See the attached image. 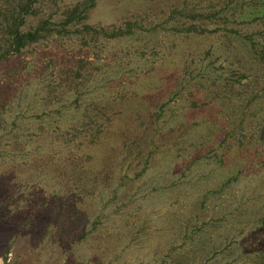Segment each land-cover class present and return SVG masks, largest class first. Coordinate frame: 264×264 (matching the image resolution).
I'll use <instances>...</instances> for the list:
<instances>
[{
    "label": "rangeland",
    "instance_id": "1",
    "mask_svg": "<svg viewBox=\"0 0 264 264\" xmlns=\"http://www.w3.org/2000/svg\"><path fill=\"white\" fill-rule=\"evenodd\" d=\"M125 22L0 62V264H264V0H96L81 24Z\"/></svg>",
    "mask_w": 264,
    "mask_h": 264
},
{
    "label": "trees",
    "instance_id": "2",
    "mask_svg": "<svg viewBox=\"0 0 264 264\" xmlns=\"http://www.w3.org/2000/svg\"><path fill=\"white\" fill-rule=\"evenodd\" d=\"M60 0H0V62L5 61L13 55L21 53L24 49L56 39L57 37H69L74 34L79 35V39L84 45H88L86 39L103 38L108 40L120 39L135 35L137 25L133 22H125L123 27L113 28L112 31L105 29L96 30L81 23L86 19L90 9L95 6L96 0H82L74 5L67 6L66 9L57 16L58 2ZM54 10V11H53ZM179 10H173L168 17L172 20ZM192 20L205 21L216 19V14H204L202 12L190 11L188 15ZM167 21V22H168ZM81 25L80 30L74 27ZM198 29L194 24H189L183 31L185 34L202 35L208 33L204 28ZM175 33H181L179 29L172 28ZM154 31V28H153ZM227 31V30H226ZM225 31V32H226ZM200 32V33H199ZM233 32V31H229ZM234 33V32H233ZM251 43L249 37L244 38ZM264 51V46L262 47ZM264 61V55L260 56ZM82 62L77 61V63ZM84 62V61H83ZM258 103L252 108L256 115H263L256 134L257 151L264 155V88ZM235 98H233L232 108H236ZM263 111V112H262ZM221 132V138L224 134ZM264 167V164H263Z\"/></svg>",
    "mask_w": 264,
    "mask_h": 264
}]
</instances>
